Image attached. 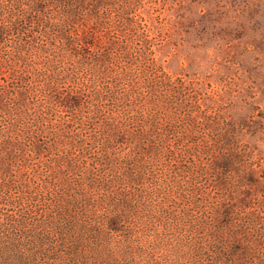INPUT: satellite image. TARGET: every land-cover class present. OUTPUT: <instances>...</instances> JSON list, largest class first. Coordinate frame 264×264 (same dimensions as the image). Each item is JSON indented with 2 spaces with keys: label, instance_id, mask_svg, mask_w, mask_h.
<instances>
[{
  "label": "trees",
  "instance_id": "obj_1",
  "mask_svg": "<svg viewBox=\"0 0 264 264\" xmlns=\"http://www.w3.org/2000/svg\"><path fill=\"white\" fill-rule=\"evenodd\" d=\"M115 3L0 0V122L8 121L0 125V264H232L235 256L237 264H251L258 244L249 233L256 225L254 213L244 216L234 203H224L213 220L194 217L199 180L208 172L198 161L210 153L192 133H186L192 144L184 146L183 133L199 116L193 112L196 106L183 84L174 86L172 75L147 76V66L157 67L162 58L156 50L155 55L144 48L136 53L144 78L131 68H119L121 57L130 65L135 61L111 38V30L127 29L119 36L131 34L145 48L149 40L145 25L132 14V6L142 0H120L122 26L102 14L104 6ZM25 20L36 21L37 28L24 31ZM104 27L105 39L99 33ZM21 32L26 38L5 45L7 35ZM27 43L36 50L34 56ZM106 46L116 47L120 55L86 54L88 48ZM11 71L25 83L23 88H6ZM61 79L78 83L80 90L55 92ZM85 94L88 111L99 114L100 131L90 137L68 136L53 128L61 147L46 146L41 126L50 121L54 108L80 110ZM179 110L192 111L184 130L182 122L177 124L182 120ZM226 127L218 142L223 157L213 164L218 186H231L233 175L253 185L255 178L246 176L232 158L233 152L242 157L232 134L236 126ZM54 147L60 152L52 156ZM28 151L32 158L41 157L47 177L35 165L30 178L15 170L16 160ZM13 188L19 191L17 198L10 195ZM178 200L192 207L177 211ZM17 201L19 209L6 211ZM171 202L176 206H169ZM170 231L177 236L175 257L167 247L158 258L156 251L168 246Z\"/></svg>",
  "mask_w": 264,
  "mask_h": 264
},
{
  "label": "rangeland",
  "instance_id": "obj_2",
  "mask_svg": "<svg viewBox=\"0 0 264 264\" xmlns=\"http://www.w3.org/2000/svg\"><path fill=\"white\" fill-rule=\"evenodd\" d=\"M120 8V0H116L113 5L104 6L102 14L114 20L116 25L122 26L118 19ZM132 14L145 25L144 37L149 40L148 46L143 47L131 34L128 38L124 35L119 36L124 32L128 33L127 29L119 32L111 30V38L129 50L131 58L129 61H135L130 65L121 57L119 68L121 70L131 68L133 73L139 74L138 77L144 78L141 73L143 68L138 63L136 53L141 48L150 54L156 50L162 58L160 62L157 61V67L147 66L149 68L147 76L155 78L166 74L172 75L175 87L182 84L185 86L189 102L196 106H192L195 109L193 112L199 115L195 118L189 116L192 114L191 109L178 111L182 120L177 124L182 122L179 124L183 126L182 130L185 129V124L190 122L189 118L194 119L192 125L195 124L183 133L186 136L184 146L192 144L186 135L192 133L199 146L210 150L208 154H201V159L198 161L207 168L208 172L199 180V195H197L199 204L192 212L194 217L209 219L212 217L213 220L219 216L218 211L224 203H234L237 205L235 210L243 211L244 216L254 213L256 225L249 233L252 238L258 239V244L255 246L254 255H251L254 256L251 258V264H264V0H142L141 4L132 6ZM22 25L23 30L26 31L37 28L38 23L34 20L31 22L25 20ZM104 32H106L105 27L99 32L103 39H105ZM24 38L26 36L23 32L13 33L5 37L4 43L10 44V40L18 41ZM28 47V52L34 56L36 50L31 44H28ZM109 47H91L86 54L89 58L98 56L102 52L109 53L113 57L120 55L116 47ZM41 60H45L43 56ZM17 69L21 73L22 66L18 64ZM160 74L162 75L159 76ZM15 77L16 75L11 71L6 83V88L10 91L25 86V83ZM127 84V82L123 83L122 86L125 87L122 88H126ZM75 90H80L78 83L61 79L55 92L70 94ZM30 101L34 103L35 99L30 98ZM89 101L85 94L82 96L83 104L80 110L61 106L54 108L50 121L41 126L44 128V133L40 135L44 144L61 147L62 142L58 140L59 135L52 133L53 128L58 133L63 132L68 136L79 133L90 137L100 131L101 119L99 114L88 111ZM109 103L111 104V101H106L104 104L109 105ZM183 119L189 120L185 122ZM1 122L3 125L8 124L6 119ZM207 124H216L217 128H210ZM227 125L236 126L232 134L240 145L242 164L238 163L237 160L240 159L235 152L232 158L241 166L246 176L255 178L253 185L247 186L244 181L245 186L233 175L231 186L229 184L218 186L220 179L213 164L215 160L223 157L218 142ZM34 128L37 129V126ZM24 141L28 143V137H25ZM59 147H54L52 156L60 152ZM30 155L28 151L24 155L28 157L26 160H23L24 157L16 160L15 170H18V174L30 178L34 173L35 165L47 177L49 170L41 165L39 161L41 157L36 155L32 158ZM46 157L42 156L45 160ZM47 160L51 161L50 157ZM75 176L76 174H71L70 177ZM18 193V189L13 188L10 195L17 198ZM243 198L247 199V205L242 203ZM15 205L17 206H8L6 211L19 209L18 201ZM169 206L176 205L171 202ZM187 207L192 206H189L188 202L179 201L174 208L182 211ZM166 238L168 246H162L156 251L158 258L163 257L168 250L167 247L170 248L171 258L175 257L177 236L170 231ZM232 261V264H237L239 257H232Z\"/></svg>",
  "mask_w": 264,
  "mask_h": 264
}]
</instances>
